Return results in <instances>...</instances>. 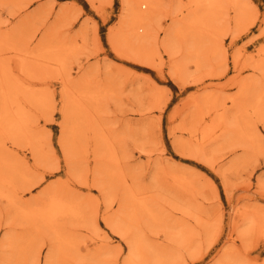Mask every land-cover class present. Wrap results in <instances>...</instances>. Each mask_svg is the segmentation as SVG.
Returning a JSON list of instances; mask_svg holds the SVG:
<instances>
[{"label":"rangeland","instance_id":"374dc122","mask_svg":"<svg viewBox=\"0 0 264 264\" xmlns=\"http://www.w3.org/2000/svg\"><path fill=\"white\" fill-rule=\"evenodd\" d=\"M0 39V264H264V0H0Z\"/></svg>","mask_w":264,"mask_h":264},{"label":"bare ground","instance_id":"6f19581e","mask_svg":"<svg viewBox=\"0 0 264 264\" xmlns=\"http://www.w3.org/2000/svg\"><path fill=\"white\" fill-rule=\"evenodd\" d=\"M9 39V38H8ZM0 41H2L1 43H3V40H1L0 39ZM58 44V43H57ZM62 46V45H61ZM61 53H62V51H61ZM0 54H2V53H0ZM19 55V54H18ZM1 56V55H0ZM25 56V55H24ZM22 57H23V54H22ZM26 60V56L25 57H23L22 58V61H25ZM24 64H25V62H24ZM91 92V91H90ZM86 93H88V92H86ZM89 94V93H88ZM75 98H78V97H75ZM176 177V176H175ZM179 177V176H178ZM177 179V178H176ZM178 180H180L181 181V183H185L184 181H183V179H181V178H178Z\"/></svg>","mask_w":264,"mask_h":264}]
</instances>
